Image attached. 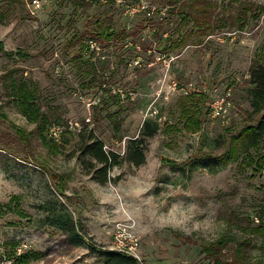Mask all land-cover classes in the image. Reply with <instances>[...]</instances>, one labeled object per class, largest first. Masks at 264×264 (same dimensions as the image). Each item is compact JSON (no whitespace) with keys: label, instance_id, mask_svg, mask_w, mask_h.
Masks as SVG:
<instances>
[{"label":"rangeland","instance_id":"obj_1","mask_svg":"<svg viewBox=\"0 0 264 264\" xmlns=\"http://www.w3.org/2000/svg\"><path fill=\"white\" fill-rule=\"evenodd\" d=\"M92 1L41 0L38 8L31 0L0 2V48L28 56L11 59L0 51V85L7 71L18 70L14 78L36 84L43 112L59 126L58 141L53 127L46 134L58 146L54 153L37 137L20 141L13 127L36 130L0 86L6 117H0V264H10L4 257L13 243L17 255L35 253L26 264H101L46 224L48 209L60 206L100 249L110 248L123 224L148 264H215L204 246L243 239L238 226H264V139L248 155L216 165L215 173L190 165L199 159L213 167L232 137L257 119L248 103V69L254 59L264 61V12L257 19L248 14L242 30L226 26L168 51L192 26L180 25L161 0ZM208 1L226 16L242 3L264 9V0ZM81 46L86 64L78 70L72 59ZM215 95L227 96L224 120L210 118ZM149 119L160 129L146 141L144 164L122 161L110 171L111 182L92 181L77 160V132L91 130L124 158L127 142ZM251 239L247 264H264V235ZM232 243L222 250L225 259Z\"/></svg>","mask_w":264,"mask_h":264},{"label":"trees","instance_id":"obj_2","mask_svg":"<svg viewBox=\"0 0 264 264\" xmlns=\"http://www.w3.org/2000/svg\"><path fill=\"white\" fill-rule=\"evenodd\" d=\"M41 1V0H40ZM93 0L92 2H97ZM128 5H134L140 0H122ZM8 4L21 5L25 0H0ZM115 3L116 0H111ZM161 7L169 15H174L179 19L180 25H191L192 29L183 35H179L177 41L172 43L168 51L175 48H180L186 45V40L192 36H210L214 32L225 28L226 26H236L238 30H242L247 21L249 14L251 19H257L264 9L254 7L246 3H242L236 9V14L223 13V6L219 7L217 3L208 0H161ZM220 8V9H219ZM159 12V11H157ZM0 22L2 17L0 14ZM99 36L110 40L114 34L105 35L104 32H99ZM198 45L201 44L197 41ZM0 46L2 44L0 43ZM73 57L72 62L81 70V66L86 63L82 60L81 51ZM87 49L88 45H87ZM3 51V47L0 48ZM5 53V52H4ZM5 55L9 58L17 57V59L28 58L27 55L21 52H7ZM263 59H254L248 69V83L247 89L248 103L251 109L250 114L256 116L257 119L253 125L243 128L237 135L233 136L229 141L228 149L221 157H217L212 167L208 162L201 163L199 159L190 165V171H195L198 168L207 169L210 173L217 172L214 169L216 165L226 166L229 162L236 160L239 155L247 153L250 149L257 148L264 139V63ZM264 62V61H263ZM93 66L91 69L93 70ZM18 70H9L1 77V87L5 95L10 98L11 102L18 109V112L25 117V119L34 125L36 131H25L23 129L13 127L17 138L25 143L33 137H37L43 146H48L49 152L57 150L58 146L47 138V130L51 127H59L58 124L51 123L50 117L43 112L39 102L38 91L36 84L31 80L15 79L14 74ZM5 119V115H0ZM160 127L155 120H146L142 123L137 138L130 139L126 145V152L124 158H121L119 153L114 151H107L103 142L97 138L94 133L89 130L81 129L77 132V160L82 169L91 180L99 185H104L111 182L109 173L113 168L119 167L122 161L132 164L134 167H140L145 162L144 151L146 149V141L154 137L159 131ZM228 142V141H227ZM248 155V153L246 154ZM264 164V163H263ZM259 164V166L263 165ZM60 191V190H59ZM61 192V191H60ZM1 210V209H0ZM50 211V212H49ZM49 215L45 219L46 224L60 232L66 234L70 243L75 247L86 246L92 254L101 259V264H139L135 259L122 253L100 249L91 243V241L84 235L79 233L78 226L73 223L72 218L68 212L60 206L59 211L54 208L48 209ZM243 234V239H229L223 237L215 243L203 247V252L215 264H247L248 256L246 250L252 245V236H263L264 226L262 223L255 227H237ZM233 238V237H230ZM227 242H233L231 246V253L228 259L222 256V250L227 245ZM12 250L4 257L5 260L10 261V264H26L29 260H36L35 253H27L25 255H17V243H13ZM225 249V248H224ZM1 260V258H0Z\"/></svg>","mask_w":264,"mask_h":264},{"label":"built area","instance_id":"obj_3","mask_svg":"<svg viewBox=\"0 0 264 264\" xmlns=\"http://www.w3.org/2000/svg\"><path fill=\"white\" fill-rule=\"evenodd\" d=\"M40 3V0H31V5L34 8L40 7ZM87 45L91 51L94 50V41L89 40ZM226 94L229 95V92H227ZM228 107L229 103L227 101L226 95H223L221 97L215 95L209 104L210 118L214 120H224L226 118ZM55 129H57L56 131L59 130L58 127H53V129H50V134H52L51 136H53L54 139L58 141L59 132L56 133ZM108 250L116 251L124 255L130 256L135 259L139 264H148L146 263L144 257L141 254L138 237H136L133 230L127 227L126 225L118 224L115 227L114 232L112 234L111 246Z\"/></svg>","mask_w":264,"mask_h":264},{"label":"clouds","instance_id":"obj_4","mask_svg":"<svg viewBox=\"0 0 264 264\" xmlns=\"http://www.w3.org/2000/svg\"><path fill=\"white\" fill-rule=\"evenodd\" d=\"M189 212H191V209L188 210ZM176 213V209H173V214ZM180 215H184V213H180Z\"/></svg>","mask_w":264,"mask_h":264}]
</instances>
